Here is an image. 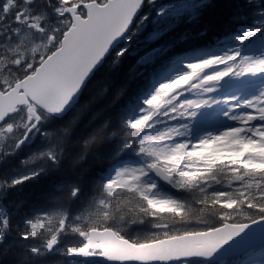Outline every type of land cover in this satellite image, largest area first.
<instances>
[{"label": "snow or ice", "instance_id": "obj_1", "mask_svg": "<svg viewBox=\"0 0 264 264\" xmlns=\"http://www.w3.org/2000/svg\"><path fill=\"white\" fill-rule=\"evenodd\" d=\"M213 7L0 0V264H264V0Z\"/></svg>", "mask_w": 264, "mask_h": 264}, {"label": "trees", "instance_id": "obj_2", "mask_svg": "<svg viewBox=\"0 0 264 264\" xmlns=\"http://www.w3.org/2000/svg\"><path fill=\"white\" fill-rule=\"evenodd\" d=\"M161 3H169L172 0H160ZM243 0H211V3L215 6L206 12L205 17L202 23L199 25L200 28L207 26L209 22L214 24V27L209 29L207 36L198 40V43H210L216 37H221L224 34L223 25L228 21L229 16L231 15V10L229 4L242 3ZM131 62L130 57H126L124 64L127 66ZM105 69H101L98 76L103 75Z\"/></svg>", "mask_w": 264, "mask_h": 264}]
</instances>
